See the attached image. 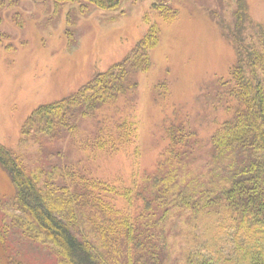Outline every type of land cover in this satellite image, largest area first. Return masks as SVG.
Segmentation results:
<instances>
[{
    "label": "trees",
    "instance_id": "1",
    "mask_svg": "<svg viewBox=\"0 0 264 264\" xmlns=\"http://www.w3.org/2000/svg\"><path fill=\"white\" fill-rule=\"evenodd\" d=\"M7 1L12 0H0V14ZM52 1L77 4L81 12L88 5L113 12L122 2ZM233 1L230 16L219 9L211 14L234 50L235 63L217 87L214 101L226 117L208 140L203 180L193 179L192 186L177 181L178 172L195 160L194 133L182 127L167 129L168 158L143 189L134 178L127 186L116 185L68 161L30 172L0 143V169L14 190L13 223L47 245L58 264H168L164 223L169 220L178 222L184 264H264V24L251 20L246 0ZM163 3L154 0L153 5L173 16ZM158 35L150 26L124 61L95 74L76 92L40 106L22 128V139L73 141L83 119L102 116L103 108L136 89L134 77L149 70ZM3 37L0 33V41ZM97 116L94 137L85 140L94 153L112 156L135 142L132 119L109 129L106 117Z\"/></svg>",
    "mask_w": 264,
    "mask_h": 264
},
{
    "label": "rangeland",
    "instance_id": "2",
    "mask_svg": "<svg viewBox=\"0 0 264 264\" xmlns=\"http://www.w3.org/2000/svg\"><path fill=\"white\" fill-rule=\"evenodd\" d=\"M246 1L251 20L264 24V0ZM153 2L122 0L113 12L91 5L81 12L77 4L52 0L6 2L0 14V143L18 154L30 172L68 161L98 179L127 186L134 178L141 189L149 188L150 178L168 158L167 129L175 126L194 133L196 143L195 160L178 172L177 181L192 186L193 179L203 180L210 161L208 140L216 123L226 117L214 101L217 87L235 63L234 50L211 14L219 9L230 16L234 1L163 0L173 16L163 15ZM152 25L158 29V43L149 54V70L134 77L133 92L103 108L102 116L83 119L73 141L39 139L37 144L22 139L21 130L35 110L124 61ZM96 116L106 117L109 129L125 117L132 119L135 142L112 156L94 153L85 140L94 137ZM13 193L0 169V264H58L47 245L27 237L13 223ZM137 207H142L140 201ZM164 228L168 264H184L178 222L166 221Z\"/></svg>",
    "mask_w": 264,
    "mask_h": 264
}]
</instances>
